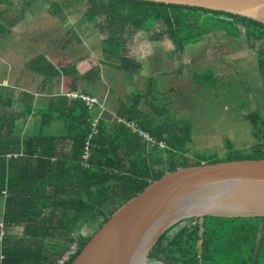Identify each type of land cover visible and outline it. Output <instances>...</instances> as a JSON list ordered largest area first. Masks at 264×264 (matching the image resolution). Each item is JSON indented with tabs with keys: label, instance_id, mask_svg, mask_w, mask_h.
<instances>
[{
	"label": "trees",
	"instance_id": "trees-1",
	"mask_svg": "<svg viewBox=\"0 0 264 264\" xmlns=\"http://www.w3.org/2000/svg\"><path fill=\"white\" fill-rule=\"evenodd\" d=\"M34 1H23L24 10ZM70 1L72 11L83 9L76 28H102L105 33L100 35L108 36L103 45L109 63L113 56L111 49L117 52L123 36L129 33L143 32L156 40L168 37L178 52L211 34L222 33L236 40L243 35L249 49L254 51L264 86V29L250 21L221 12L141 0ZM0 5L11 7L12 0H0ZM49 7L50 14L60 21L67 18L57 1L51 0ZM5 17L10 32L18 20L16 23L15 17ZM117 55V62H111L116 68L130 71L139 67L138 64L129 67L126 57L119 52ZM27 67L46 82L59 76L58 70L42 56ZM97 72L98 67L91 68L86 76ZM209 72L200 79L207 81L213 75V71ZM1 93L2 89L0 96ZM24 96L22 114L26 116L32 113L34 96L30 93ZM142 97L133 93L132 103L120 106L115 126L100 119L97 134L89 141L86 161L82 159L84 147L89 134L94 132L97 115L80 99L59 95L52 104L37 110L44 126L55 115L62 118L60 137L39 134L16 138L15 124L22 114L13 109L7 113L0 108V195L8 193L4 224L7 228L24 229L16 238L10 237L6 229L0 264H69L115 210L166 173L181 167L264 158V118L257 112L246 115L257 141L249 153L242 151L240 156L229 145L233 157L229 154L221 159L199 153L191 158L186 147L192 141L191 122L155 125L138 107ZM10 104L14 106V99ZM119 119L136 124L155 144L151 146L150 139L125 128ZM8 155L13 160L7 162ZM84 163L89 167H84ZM86 224H94L93 230L80 231ZM46 244H51V248H46ZM49 249L51 256L47 254ZM167 256L185 264H264V219L199 220L175 238Z\"/></svg>",
	"mask_w": 264,
	"mask_h": 264
},
{
	"label": "rangeland",
	"instance_id": "rangeland-1",
	"mask_svg": "<svg viewBox=\"0 0 264 264\" xmlns=\"http://www.w3.org/2000/svg\"><path fill=\"white\" fill-rule=\"evenodd\" d=\"M23 1L26 2L27 0H12L11 7L5 5V7H8L5 16H8V18L15 17V21L21 19V24L15 27L18 28L14 34L15 37L12 38L13 41L9 44V50L11 52L13 50L17 51L18 58H21L23 53H25L26 59L38 53H46L52 59L56 56L61 61L63 57H68L70 63L80 62L84 57L90 55L93 50L98 49L99 43L91 42L90 39H93L96 35L101 36V39H107L108 37L100 35L105 33L102 28L94 29L91 26L75 28L74 25L83 9L72 11L73 5L70 0H54L61 5L68 15L63 21L48 13L51 0H35L31 5L25 6V10ZM27 17L28 20L25 19ZM131 35L130 33L126 34L123 38ZM149 38H151L150 35L137 32L133 41L136 42V46L146 40L145 45L148 43ZM244 39L242 35L241 43L235 45H232L233 42L230 43L231 49L227 44L224 47H218L219 49L214 51H209L210 44L207 43L203 45L189 44L184 47L181 53H178L177 47L173 43H170L171 52L166 51L162 43L151 44L161 50L160 54L155 57L156 59L167 60L169 64L172 60H177V73L168 74L166 78L168 80H180L176 89L178 90L176 97H182L181 108L183 113L181 110L180 116L179 114L176 115L174 109L170 114H160L163 108L170 107L168 105L170 100L164 101L165 99L159 97L158 106L153 105L151 107L150 116L157 118L164 115L167 119L169 117L174 118L175 114L179 121H188L193 124V141L188 145L191 158L196 153H206L225 159L230 154V151H227L229 145L234 146V151L242 156V151L249 153L255 143L252 126L246 115L257 112L264 118V87L257 72L256 59L253 55L250 57V52L254 54V51L249 49ZM0 45H4V43L2 42ZM152 46H149L150 49H155ZM258 46L259 44L256 45V47ZM244 50L248 52L245 53ZM239 53H243V55ZM230 54L231 60L227 56ZM132 57L143 64L141 54L136 55L135 51ZM62 62L68 63L67 61ZM0 69L4 70L5 68L1 66ZM105 69L106 73L112 72L116 75L115 77L119 78L116 79L119 86L124 85L126 77L130 80L129 76L116 72L111 66H105ZM208 71L218 74V80H200L197 88L193 86L195 82L194 74ZM150 79L160 88L161 84H158V81H161V77L152 74ZM167 86H164V88ZM170 98L174 99L175 96ZM233 156H235L234 153L229 155V157ZM188 162L192 163L194 161ZM93 225H82L80 231L90 232L94 228ZM6 229L8 230L7 227ZM6 229L0 228V248L2 245L1 240L7 232ZM23 231L24 229L20 233ZM15 232H18V230H15ZM9 235L16 238L13 233H9ZM54 241L57 242L58 240ZM46 248H51V244H46ZM47 254L51 256L50 249ZM66 257L67 254L63 256L62 260Z\"/></svg>",
	"mask_w": 264,
	"mask_h": 264
},
{
	"label": "water",
	"instance_id": "water-1",
	"mask_svg": "<svg viewBox=\"0 0 264 264\" xmlns=\"http://www.w3.org/2000/svg\"><path fill=\"white\" fill-rule=\"evenodd\" d=\"M226 13L264 29V0H141ZM264 219V158L181 167L115 210L69 264H185L167 256L202 219Z\"/></svg>",
	"mask_w": 264,
	"mask_h": 264
},
{
	"label": "crops",
	"instance_id": "crops-1",
	"mask_svg": "<svg viewBox=\"0 0 264 264\" xmlns=\"http://www.w3.org/2000/svg\"><path fill=\"white\" fill-rule=\"evenodd\" d=\"M7 10L8 7H5V5L0 6L1 15L2 14L4 15V18L0 17V25L3 26V29H0V43L2 42L4 43V45H0V67L4 66L5 68L4 70L0 69V89H2V93L0 96V108L2 111H5L7 113L9 110L13 109L16 112L22 114L24 113L22 112L23 107H25V103L23 101L25 97L24 93H30L31 95L34 96L32 113L26 116L22 114L19 118H17L15 124L16 127L15 134H14L16 138L23 139L28 137H34L39 134L43 136L60 137L63 133V125H62L63 123L61 121L62 118L59 115H58L59 117L55 115V117L52 119V122L48 126H44L41 123V119L38 115L37 110L39 108H43L44 106L50 103L52 104V101L55 98H57L59 95L63 96L64 93L67 91L83 93L87 96L97 98L99 100V104L94 106L95 107L94 112L97 115V117H99V121L100 119H103V121L106 122V124H108L109 126L110 125L115 126V124L117 123L119 118L117 116V113L120 106L122 104L130 105L132 103V101H130V97L132 96L133 93L135 94L138 93L143 95V97L138 101V107L140 110H142L144 115H148L152 119V122L155 123V125H162L167 123L175 124L182 122L179 121V119L176 116L177 114H179L180 116L181 110L183 113V109L181 108L182 97L181 96L178 98L176 97L178 92V90L176 89L179 86L180 80L179 81H176L175 79L168 80L166 78L168 74L173 75L177 73L178 71V68L176 66L177 60L176 61L172 60L171 63L169 64L167 60L156 59L155 57L160 54L161 50L158 47H154L151 45L154 43H162V45L165 47V50L171 52L170 49H172V47L170 43H172V41L168 39V37H163L160 40L152 39L153 38L152 37L149 38L148 43H146L145 45L144 43L146 42V40L143 41V43H139L136 46H135L136 42L133 41V39L136 37V33L132 34L131 36L122 38L121 43H119L118 51L114 52V49H111L110 52L113 56L110 57V60L112 63H116L118 59L117 53L119 52L121 55L126 57L125 60L128 63L129 67H132L133 64L139 65L138 68L130 71L129 70L125 71L120 67L116 68L111 62L110 63L107 62L109 56L107 55L108 52L107 49L103 45L105 39H101L100 38L101 36L99 37V35H96L93 39H90L91 42L99 43L98 49L96 51L93 50V52H91L90 55L84 57V59L80 62L70 63L68 57H63L61 61L56 56L52 59L46 53H38L27 59L25 57V53H23L21 54V58H18L17 51L13 50L11 52V50H9L10 47L9 44H11V42L15 37L14 34L18 29L15 27L21 24V19L18 21V23L16 21L17 25L12 27V29H10L9 32L8 31L9 24L5 17V15L7 14ZM49 10L48 13L50 14ZM25 19L28 20L29 18L27 17ZM146 35H150V34H146ZM97 38H99L100 40H98ZM245 39L244 42L247 44V39L246 40ZM240 41L241 38L238 40L229 39L222 33H215L207 36L203 41L196 44L197 45H203L205 43L210 44L209 51L211 50L214 51L216 49H219L218 47H224L227 44L228 47H230L229 45L231 42H233L232 45H235L236 43H241ZM149 46H152L155 49H150ZM246 50H244L245 53L248 52ZM135 51H136V55L141 54L143 61L141 60L140 61L143 62V64L137 62L132 57ZM181 52H183V50L179 51L178 53ZM252 53L253 52H250V57L253 55L254 59H256L255 54ZM239 54L243 55V53H239ZM40 56L44 57L49 64H51L55 69L58 70L59 76L53 77L51 79H47L46 82L40 76L39 73L30 70L27 67V65L33 59ZM227 56L229 60H231L230 59L231 54ZM62 61H67L68 63L65 64V62ZM73 66L75 67L74 69H72ZM105 66L106 67L111 66L116 70V72L121 74L124 73L126 76L130 77V80H128L126 77L124 85L119 86L116 83V79L118 80L119 78L115 77L116 75H114V73L112 72L106 73L107 71L105 69ZM94 67H98V72L86 76L88 71ZM209 73L210 72L208 71L201 74L199 73L194 74L195 82L193 83V86L197 88L198 83L201 80L200 76L204 74L209 75ZM152 74H156L159 77H161V81L160 80L158 81V84H161L160 88L151 81L150 77ZM217 76L218 74L213 72V75L209 77L207 81L218 80ZM167 84H169V86H167ZM164 86L167 87L164 88ZM171 96H175V98L172 99L170 98ZM159 97L165 99L164 101L170 100V102L168 103L170 107L163 108L162 112L163 114L167 115L170 114L175 109L176 115L174 114V118L169 117L166 119L164 115L159 116L157 118L150 116V112H152L151 107H153V105L158 106ZM11 99H14L15 102L14 106L10 104ZM252 135L254 137V133ZM149 138L152 141L151 146H153L155 144V141L152 137L149 136ZM192 141H193V132H192ZM192 141L187 143L186 145L187 148L188 145L192 143ZM256 142L257 141L255 139V143ZM160 146L162 148L165 147L163 144H160ZM64 148L66 149V146H64ZM227 151H229V149ZM196 154H194L192 157H194ZM187 155L191 156V151H189V148ZM15 158L16 157H14V159ZM11 159H12L11 156L8 155L6 161L9 162V160ZM7 198H8L7 191H5L4 194L0 195V216H1L0 228H4V229H6V225L4 224V209L6 207ZM8 230H9L8 233H13L16 235V234H20V231H22L23 229L20 227H16V228H8ZM15 230H18V232L14 233Z\"/></svg>",
	"mask_w": 264,
	"mask_h": 264
},
{
	"label": "built area",
	"instance_id": "built-area-1",
	"mask_svg": "<svg viewBox=\"0 0 264 264\" xmlns=\"http://www.w3.org/2000/svg\"><path fill=\"white\" fill-rule=\"evenodd\" d=\"M63 96H65L67 99H80L81 101H83L85 104L89 105V106H95L97 104H99V100L95 97H91V96H87L81 93H76V92H68L66 94H64ZM99 122V118L95 119V121L93 122V125L96 126L97 123ZM122 125L129 129L131 132L138 134L139 136H142L146 139H150L148 135H146L145 133H143L139 127H137L134 123H127L125 121H121ZM93 139V135L89 134L88 138H87V142L86 145L84 147V154L82 156V159L84 161H86V159L88 158V147H89V141ZM85 164V163H84Z\"/></svg>",
	"mask_w": 264,
	"mask_h": 264
},
{
	"label": "bare ground",
	"instance_id": "bare-ground-1",
	"mask_svg": "<svg viewBox=\"0 0 264 264\" xmlns=\"http://www.w3.org/2000/svg\"><path fill=\"white\" fill-rule=\"evenodd\" d=\"M87 105V104H86ZM87 107H88V109H89V111L90 110H95V107L94 106H89V105H87ZM95 119H97V116L95 117ZM121 121H122V119H120V124H122L121 123ZM97 127H98V123H97V125L96 126H94V132L93 133H91V135H93V138H94V136L97 134ZM151 141V140H150ZM84 167H86V168H88L89 166H88V164L87 163H85L84 164ZM188 167H191V166H188Z\"/></svg>",
	"mask_w": 264,
	"mask_h": 264
},
{
	"label": "clouds",
	"instance_id": "clouds-1",
	"mask_svg": "<svg viewBox=\"0 0 264 264\" xmlns=\"http://www.w3.org/2000/svg\"><path fill=\"white\" fill-rule=\"evenodd\" d=\"M1 241H2V244H3V239ZM2 247L3 246L1 245V248H0V260H2L4 258L3 254H2Z\"/></svg>",
	"mask_w": 264,
	"mask_h": 264
}]
</instances>
